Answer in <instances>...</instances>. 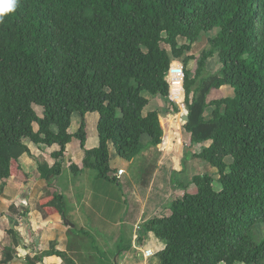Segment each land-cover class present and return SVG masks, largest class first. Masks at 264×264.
Listing matches in <instances>:
<instances>
[{"label": "trees", "instance_id": "obj_1", "mask_svg": "<svg viewBox=\"0 0 264 264\" xmlns=\"http://www.w3.org/2000/svg\"><path fill=\"white\" fill-rule=\"evenodd\" d=\"M215 29L195 77L191 57L182 76L185 130L199 146L195 156L217 169L221 188L212 174L194 176L196 191L172 202L171 215L145 222L141 234L153 232L165 244L160 264H264V238L256 236L264 224V0H17L0 23V180L19 175L29 142L59 147L55 165L38 170L47 181L60 175L58 160L76 138L83 167L118 182L109 143L128 163L146 150L145 135L158 149L160 114H144V93L178 111L170 100L172 56L183 58ZM181 38L189 43L180 46ZM216 55L220 71L204 77ZM229 86L233 96L209 100ZM75 113L81 124L72 134ZM88 113L99 116L94 149L86 148ZM49 199L46 206L63 211V197Z\"/></svg>", "mask_w": 264, "mask_h": 264}, {"label": "crops", "instance_id": "obj_2", "mask_svg": "<svg viewBox=\"0 0 264 264\" xmlns=\"http://www.w3.org/2000/svg\"><path fill=\"white\" fill-rule=\"evenodd\" d=\"M98 119L92 113L86 115L87 149L99 146ZM94 122L96 133H91ZM76 132L72 125L70 133ZM28 145L30 153L21 157L19 175L0 180V264H160L158 253L165 244L153 232L141 231L145 222L164 213L171 215L172 203L160 214L152 211L156 201L150 203L147 212L144 201L140 202L142 208L137 205L139 201L132 205L128 192L132 183L125 180L132 163L120 159L112 143L111 167L116 162L125 171L118 182L100 178L95 170L83 167L84 154L76 138L64 159L58 160L63 172L47 181L41 177L38 162L54 166L52 154L59 147ZM74 164L80 168L77 173L71 170ZM55 194L64 199L62 212L46 206ZM148 251L151 255L146 256Z\"/></svg>", "mask_w": 264, "mask_h": 264}, {"label": "rangeland", "instance_id": "obj_3", "mask_svg": "<svg viewBox=\"0 0 264 264\" xmlns=\"http://www.w3.org/2000/svg\"><path fill=\"white\" fill-rule=\"evenodd\" d=\"M219 32L220 30L218 29L211 32H203L198 42L193 45L191 51H187L185 56L181 59H177L172 56L169 45L162 44L163 48L167 49L172 56V71L171 74L169 73V83L171 85L170 100L173 102L178 111H174V107L172 105L169 106L167 99L161 95L152 96L149 93H144V95L149 99V104L146 107L144 114L151 111L159 112L164 136L162 143L158 146L157 150L149 146V136H144L143 143L147 146V148L139 157L131 162L132 164L130 165L128 174L125 176V180L130 179L132 183V185L128 184L130 202L132 205H136L139 201L137 204L138 207H141L140 202H146V212L151 209V202L156 201L157 206L152 208V211L156 210V212H158L157 214H160V212H165L172 202L177 199H182L186 192H195L196 187L192 184V179L196 175H214L215 189L220 190L221 188L219 176L217 175V169L195 156V152L198 150L199 146L191 144L189 139L190 136L185 130V121L183 120V116L188 113V109L185 104L182 76L184 60L187 57H191L188 68L192 72V77H195L198 60L204 51L211 49L210 40L216 37ZM179 43L180 46H183L189 42L186 39L181 38ZM221 67L222 66L217 55L210 58L207 63L204 77L218 73ZM231 96H233V89L230 86L223 87L220 90H214L210 95L209 100H216ZM35 108L38 113L42 115V109L38 106H35ZM212 111L213 107L207 111V118L212 117ZM92 114L93 116H98L97 113ZM89 118L90 121L93 122V117L90 116ZM72 120L74 130L78 131L81 124L80 113H75ZM95 123L96 122H94L91 127L92 129H89L91 133H96ZM75 127H78V129H75ZM92 139L94 140L95 138L92 137ZM29 144H31V142H29ZM208 145L209 143L207 146ZM31 146L33 148V145ZM111 150H114L113 147H111ZM117 160L120 159L118 158ZM226 162L228 165H231L233 160L232 158H227ZM38 163L40 164L44 162ZM113 164L112 167L115 169L113 172L116 176L118 170H120V166L116 162ZM114 191L118 192V190ZM166 214L167 213H164V215L162 214L161 216H166ZM256 236L259 240L264 238V224L258 226Z\"/></svg>", "mask_w": 264, "mask_h": 264}, {"label": "clouds", "instance_id": "obj_4", "mask_svg": "<svg viewBox=\"0 0 264 264\" xmlns=\"http://www.w3.org/2000/svg\"><path fill=\"white\" fill-rule=\"evenodd\" d=\"M17 6V0H0V23H3L4 22V18L5 16L8 14V13H11L15 10ZM183 75V74H182ZM168 81H169V76H168ZM170 84V83H169ZM184 96H185V93H184ZM73 119V118H72ZM86 119V117H85ZM72 123H73V120H72ZM87 123V122H86ZM73 125V124H72ZM72 127V126H71ZM71 129V128H70ZM70 132V130H69ZM74 134V133H73ZM122 170V169H120ZM117 172L116 174V178H120L122 177L123 175H125V171L122 175H119V171ZM118 180V179H117ZM146 253V252H145Z\"/></svg>", "mask_w": 264, "mask_h": 264}, {"label": "water", "instance_id": "obj_5", "mask_svg": "<svg viewBox=\"0 0 264 264\" xmlns=\"http://www.w3.org/2000/svg\"><path fill=\"white\" fill-rule=\"evenodd\" d=\"M183 120L185 121V124L189 122V114L188 113L183 116Z\"/></svg>", "mask_w": 264, "mask_h": 264}, {"label": "built area", "instance_id": "obj_6", "mask_svg": "<svg viewBox=\"0 0 264 264\" xmlns=\"http://www.w3.org/2000/svg\"><path fill=\"white\" fill-rule=\"evenodd\" d=\"M123 173H124V170H120V171H119V175H122ZM145 255H146V256L151 255V251L146 252Z\"/></svg>", "mask_w": 264, "mask_h": 264}]
</instances>
